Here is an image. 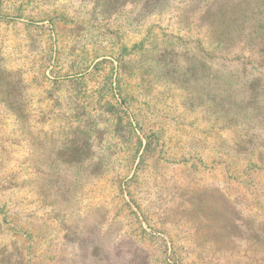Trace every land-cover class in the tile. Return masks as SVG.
I'll list each match as a JSON object with an SVG mask.
<instances>
[{"label": "rangeland", "instance_id": "1", "mask_svg": "<svg viewBox=\"0 0 264 264\" xmlns=\"http://www.w3.org/2000/svg\"><path fill=\"white\" fill-rule=\"evenodd\" d=\"M247 10L0 0V264H264Z\"/></svg>", "mask_w": 264, "mask_h": 264}, {"label": "trees", "instance_id": "2", "mask_svg": "<svg viewBox=\"0 0 264 264\" xmlns=\"http://www.w3.org/2000/svg\"><path fill=\"white\" fill-rule=\"evenodd\" d=\"M238 1L240 2L241 6H245L248 8L246 16L244 17V19L239 24L241 25V27L244 25H248V27L242 28L240 31L237 30L236 32L239 33V35L236 37V39H237V41L241 42V40L243 38H245L247 42L248 41L250 42V44H253L254 41L257 39H262V41H261L262 47L256 45L255 43L253 44V47H255L256 51H259L260 54H264V0H249V1L238 0ZM144 3H145V0H144ZM212 7L214 9L218 8L219 13H223V15L225 14V16L227 15L226 11H229V10H225L222 7L221 3L216 4V5L214 3L212 5ZM214 9H212V10H214ZM231 14L232 13H229V15H231ZM234 19H235V17L230 18V20L229 19L226 20L224 16L221 17L220 19H218L217 24H218L219 30L217 29V27H216V29L214 28V30L221 32L220 37L216 41V44L218 46L227 47L228 43H230L232 41L230 37H227L228 35L226 33L231 32V30L233 28V25L231 24V22H233ZM256 20L258 21V23H257L258 25H256V26H254V25L250 26L249 25L251 22L256 21ZM212 24H214V23H212ZM245 31H247V33H245ZM223 34H225V35H223ZM258 63H259V65H258L259 68L264 69V59L258 61ZM253 82L254 83H260V80L257 78V79H254Z\"/></svg>", "mask_w": 264, "mask_h": 264}]
</instances>
